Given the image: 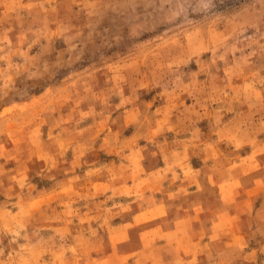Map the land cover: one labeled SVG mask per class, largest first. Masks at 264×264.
<instances>
[{"label":"rangeland","instance_id":"1","mask_svg":"<svg viewBox=\"0 0 264 264\" xmlns=\"http://www.w3.org/2000/svg\"><path fill=\"white\" fill-rule=\"evenodd\" d=\"M0 264H264V0H0Z\"/></svg>","mask_w":264,"mask_h":264}]
</instances>
